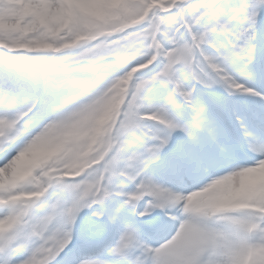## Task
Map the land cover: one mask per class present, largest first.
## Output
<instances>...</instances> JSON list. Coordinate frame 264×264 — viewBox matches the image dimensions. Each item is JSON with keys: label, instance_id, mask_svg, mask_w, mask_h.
<instances>
[{"label": "snow or ice", "instance_id": "snow-or-ice-1", "mask_svg": "<svg viewBox=\"0 0 264 264\" xmlns=\"http://www.w3.org/2000/svg\"><path fill=\"white\" fill-rule=\"evenodd\" d=\"M0 264H264V0H0Z\"/></svg>", "mask_w": 264, "mask_h": 264}]
</instances>
